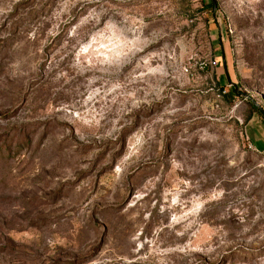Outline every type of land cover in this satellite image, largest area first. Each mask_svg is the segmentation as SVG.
Instances as JSON below:
<instances>
[{"label":"rangeland","instance_id":"rangeland-1","mask_svg":"<svg viewBox=\"0 0 264 264\" xmlns=\"http://www.w3.org/2000/svg\"><path fill=\"white\" fill-rule=\"evenodd\" d=\"M253 101L264 0H0V264H264Z\"/></svg>","mask_w":264,"mask_h":264},{"label":"crops","instance_id":"crops-1","mask_svg":"<svg viewBox=\"0 0 264 264\" xmlns=\"http://www.w3.org/2000/svg\"><path fill=\"white\" fill-rule=\"evenodd\" d=\"M222 56H223V53H222ZM233 83V82H232ZM234 84V83H233ZM235 85V84H234ZM236 90V89H235ZM259 121V119H258V117L256 116V115H252L250 118H249V121H248V127L249 128H251V129H254L255 127H257V125H256V123ZM258 127L259 128H257L258 129V131H259V133H261V131H260V126L258 125ZM251 135H252V137L253 138H256L257 137V135L256 134H252L251 133ZM262 135V134H261ZM264 135V134H263ZM263 137V136H262ZM255 140V139H254ZM258 140V139H257ZM257 140H255V143H257L258 141ZM259 149L260 150H263L264 151V147L262 146V144H260V142H259Z\"/></svg>","mask_w":264,"mask_h":264},{"label":"trees","instance_id":"trees-1","mask_svg":"<svg viewBox=\"0 0 264 264\" xmlns=\"http://www.w3.org/2000/svg\"><path fill=\"white\" fill-rule=\"evenodd\" d=\"M252 106H253V110L252 111L255 112V113H257L259 116H262L261 111L257 107H255L254 105H252ZM249 118H250V114L247 116L246 120H248Z\"/></svg>","mask_w":264,"mask_h":264},{"label":"water","instance_id":"water-1","mask_svg":"<svg viewBox=\"0 0 264 264\" xmlns=\"http://www.w3.org/2000/svg\"><path fill=\"white\" fill-rule=\"evenodd\" d=\"M212 2L214 3V0H212ZM230 82V81H229ZM233 86H234V88L236 89V85H234L232 82H230ZM253 104L260 110V111H262L263 113H264V110H263V108H261L256 102H254L253 101Z\"/></svg>","mask_w":264,"mask_h":264}]
</instances>
